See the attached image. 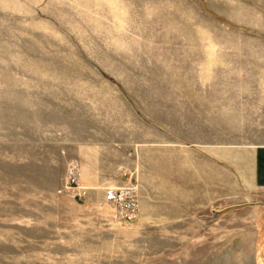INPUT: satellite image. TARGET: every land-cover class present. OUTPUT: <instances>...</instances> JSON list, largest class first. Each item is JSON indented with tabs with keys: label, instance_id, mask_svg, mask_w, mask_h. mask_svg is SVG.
Returning a JSON list of instances; mask_svg holds the SVG:
<instances>
[{
	"label": "rangeland",
	"instance_id": "374dc122",
	"mask_svg": "<svg viewBox=\"0 0 264 264\" xmlns=\"http://www.w3.org/2000/svg\"><path fill=\"white\" fill-rule=\"evenodd\" d=\"M252 80L264 0H0V264H264L205 130Z\"/></svg>",
	"mask_w": 264,
	"mask_h": 264
},
{
	"label": "crops",
	"instance_id": "0c3cea01",
	"mask_svg": "<svg viewBox=\"0 0 264 264\" xmlns=\"http://www.w3.org/2000/svg\"><path fill=\"white\" fill-rule=\"evenodd\" d=\"M219 87L226 91L221 90L219 109L205 123L210 137L218 138L210 141V151L219 153L221 164L233 170L228 183L236 187L237 205L253 206L260 219L264 211V82L228 81Z\"/></svg>",
	"mask_w": 264,
	"mask_h": 264
},
{
	"label": "built area",
	"instance_id": "2783aa9c",
	"mask_svg": "<svg viewBox=\"0 0 264 264\" xmlns=\"http://www.w3.org/2000/svg\"><path fill=\"white\" fill-rule=\"evenodd\" d=\"M69 184L77 186V178L74 175L70 177ZM104 202L111 208L113 218L118 223H133L138 216V201L132 190L108 189Z\"/></svg>",
	"mask_w": 264,
	"mask_h": 264
}]
</instances>
